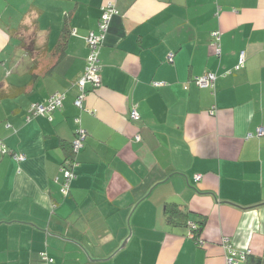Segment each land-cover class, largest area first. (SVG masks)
I'll use <instances>...</instances> for the list:
<instances>
[{"label": "crops", "instance_id": "0c3cea01", "mask_svg": "<svg viewBox=\"0 0 264 264\" xmlns=\"http://www.w3.org/2000/svg\"><path fill=\"white\" fill-rule=\"evenodd\" d=\"M207 73L214 89L193 82ZM0 90V264H225L224 240L264 263V0H0Z\"/></svg>", "mask_w": 264, "mask_h": 264}, {"label": "built area", "instance_id": "2783aa9c", "mask_svg": "<svg viewBox=\"0 0 264 264\" xmlns=\"http://www.w3.org/2000/svg\"><path fill=\"white\" fill-rule=\"evenodd\" d=\"M101 16L98 24V33L97 34H90L86 38V44L88 46V56L86 59V65L83 71V74L81 77L77 80L76 86L78 89V95L76 99L74 100V105L78 108H81L82 101L86 96V84L90 83V85L94 88L98 87L100 85V78H99V48L101 45V41L103 38V34L107 30L109 21L111 17L116 13L114 7L112 5H105L101 7ZM219 33L214 32L212 34V47L214 48V51L216 54L219 53ZM244 61V55L243 53L240 54V59L238 61V65L236 68L242 67ZM193 82L198 86L199 88H206V89H214V82H215V75L211 73L204 74L202 76H198L193 78ZM62 106V96L55 95L49 98V100L46 102V104H32L29 108V114L32 115H41L46 116L48 119H51V113L55 110L61 109ZM129 118L133 121L139 120L140 116L135 111L132 110L129 114ZM76 123L78 122L77 119L74 120ZM257 136L264 135V128H258L255 132ZM86 134L84 130L81 128L76 130V135L71 143V153L77 152L82 146L83 142L85 140ZM134 139L138 140V136H136ZM0 145V149H1ZM19 161H23L24 157L20 156L18 157ZM73 166V163H71L67 167H62L60 169V172L62 173V184H61V191L62 194L67 195L69 191V184L71 180L73 179V172L71 170V167ZM199 176L196 177L198 179ZM192 229H195V226H191ZM191 236V233H190ZM192 237V236H191ZM200 243V242H199ZM224 248H225V264H241L242 261L245 260L246 256L250 254L249 250H238L234 248L233 246L228 243L227 240H224L223 242ZM42 261L44 264H51L52 258H50L46 254H42Z\"/></svg>", "mask_w": 264, "mask_h": 264}, {"label": "trees", "instance_id": "16d2710c", "mask_svg": "<svg viewBox=\"0 0 264 264\" xmlns=\"http://www.w3.org/2000/svg\"><path fill=\"white\" fill-rule=\"evenodd\" d=\"M67 32L68 31L64 29V31L60 37L59 47H62L64 40L68 34ZM13 94H14L13 92L4 93L0 90V99L7 97V96H10V95H13ZM70 155L72 156L71 150H70ZM67 166H69V165H67ZM67 166L63 165L62 167H67ZM60 174L62 177L61 172H60ZM166 215H167L168 219L170 218V220H173L174 222H179L180 224H184L186 221L185 220V213L182 212L181 210H179L176 206H167L166 207ZM203 226H204V220L200 221L199 226H195V229H192V228L190 229L191 236L193 237V239L196 240L197 243H199V236H200V233L203 229ZM241 264H264V263L260 259L250 257V254H249L246 256L245 260L241 262Z\"/></svg>", "mask_w": 264, "mask_h": 264}]
</instances>
